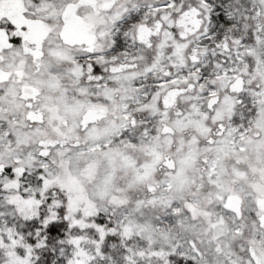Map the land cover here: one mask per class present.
Masks as SVG:
<instances>
[{
  "label": "snow or ice",
  "instance_id": "obj_1",
  "mask_svg": "<svg viewBox=\"0 0 264 264\" xmlns=\"http://www.w3.org/2000/svg\"><path fill=\"white\" fill-rule=\"evenodd\" d=\"M0 264H264V0H0Z\"/></svg>",
  "mask_w": 264,
  "mask_h": 264
}]
</instances>
